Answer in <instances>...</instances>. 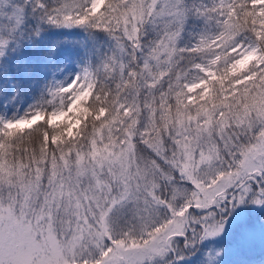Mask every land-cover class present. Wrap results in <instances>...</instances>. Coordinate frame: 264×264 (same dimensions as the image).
I'll return each instance as SVG.
<instances>
[{"label":"snow or ice","instance_id":"1","mask_svg":"<svg viewBox=\"0 0 264 264\" xmlns=\"http://www.w3.org/2000/svg\"><path fill=\"white\" fill-rule=\"evenodd\" d=\"M0 264H264V0H0Z\"/></svg>","mask_w":264,"mask_h":264}]
</instances>
